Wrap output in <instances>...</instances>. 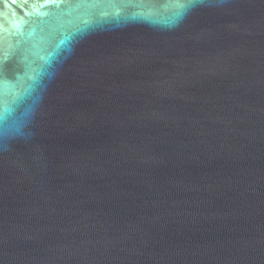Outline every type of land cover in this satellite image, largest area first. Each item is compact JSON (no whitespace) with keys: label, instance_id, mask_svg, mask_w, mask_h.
<instances>
[{"label":"water","instance_id":"1","mask_svg":"<svg viewBox=\"0 0 264 264\" xmlns=\"http://www.w3.org/2000/svg\"><path fill=\"white\" fill-rule=\"evenodd\" d=\"M0 264H264V0H0Z\"/></svg>","mask_w":264,"mask_h":264}]
</instances>
